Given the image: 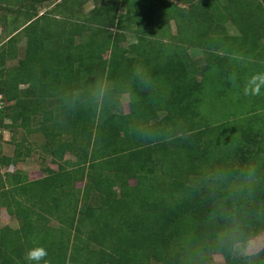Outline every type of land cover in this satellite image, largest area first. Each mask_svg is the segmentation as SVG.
<instances>
[{"label":"trees","instance_id":"16d2710c","mask_svg":"<svg viewBox=\"0 0 264 264\" xmlns=\"http://www.w3.org/2000/svg\"><path fill=\"white\" fill-rule=\"evenodd\" d=\"M42 1L0 0V18L10 11L24 21L8 42L21 30L27 34L16 66L5 64L6 54L15 52H0L7 103L0 125L43 133L42 149L58 167H44L38 179L0 171V264H28L26 252L39 247L48 253L39 264H216L214 253L224 264H264V249L239 256L231 241L217 243L229 216L239 225L236 244L264 231V183L253 199H236L205 181L217 167L248 162L264 173V118L224 124L221 134L199 109L213 77L231 87L240 80L242 96L254 95V109L264 108V81L254 94L243 91L238 64L264 61V0H103L81 22L67 0L55 5L54 16L37 14ZM119 2L125 12L117 11ZM226 15L238 32L217 35L213 23ZM172 19L179 37H151L154 23L163 28ZM133 24L137 40L122 47L123 31ZM114 25L121 31H111ZM190 46L204 50L205 63L191 57ZM136 68L147 70L152 90L136 83ZM97 81L109 88L108 99L85 102ZM121 94L129 96L128 111ZM136 121L154 130L152 140L131 134ZM19 156L0 162L16 164ZM2 208L19 227L1 225Z\"/></svg>","mask_w":264,"mask_h":264},{"label":"rangeland","instance_id":"374dc122","mask_svg":"<svg viewBox=\"0 0 264 264\" xmlns=\"http://www.w3.org/2000/svg\"><path fill=\"white\" fill-rule=\"evenodd\" d=\"M63 0H46L38 3L37 5V14H42L43 12H50L51 15H56L57 12H53L52 9L55 5ZM106 1V0H105ZM110 1V0H109ZM103 0H67V5L71 9V12H74L75 18L74 21L81 22L83 21V17L89 15V13L94 9L95 6L103 3ZM15 4V3H14ZM180 7L183 9H189V4L178 2ZM15 6V5H14ZM118 12H125V4L122 2L118 3L117 7ZM1 12V9H0ZM6 17L0 18V52L3 49L12 50L15 52L14 56H10L6 54L5 56V64L7 67L16 66L19 62V59L22 58L25 54V48L27 44V34L26 31L21 30L14 36V39L11 42H8V38L11 35H14L15 29L22 28L24 25L23 18L16 19L15 16L7 11ZM158 15H155L157 19ZM77 18V19H76ZM216 21L213 23L214 27L217 28V35L220 34H236L238 32L237 27L231 20L229 15H226L223 18H216ZM153 31L156 33L151 36L155 38L156 35H163L162 39L164 41H169L170 37H179L180 30L179 24L174 19L170 20L168 26H163V28L157 27V24L154 23ZM136 25L133 24L129 29H125L123 33L126 35L121 42L122 47L128 46L130 43L135 42L137 40V33L135 32ZM157 29V30H156ZM113 32H119L121 30L118 29L116 25L110 28ZM164 31V34L162 33ZM80 37H86L85 33ZM157 37V36H156ZM173 42L177 39H173ZM189 53L193 59L196 60L198 64L205 63L204 50L202 48L192 47L189 48ZM109 53L106 54L108 56ZM253 59H238L239 67H241L244 77L245 84L243 83L244 89L253 90V94L255 91L259 90V86L261 82L264 81V61L254 62ZM201 78V76L199 77ZM231 81V75L228 80ZM235 87H231V85L226 86V82L224 80L216 79L215 77L208 80L203 93H202V102L200 104L201 116L205 124L209 126V128L213 129L214 132H220L222 134L223 125H243L246 122V119L254 118L261 120V117L264 118V108L261 106L259 108L254 109L253 96H242L241 90H239V83L241 81L234 80ZM21 87H25V85H21ZM261 90V89H260ZM123 108L125 111L129 110V96L127 94H121L120 96ZM7 103L3 101V95L0 92V108H3ZM4 121L6 123L10 122L9 118H5ZM37 118H32L31 127L37 126ZM262 121V120H261ZM262 124V123H260ZM206 125V126H207ZM256 125V124H254ZM258 125V124H257ZM44 143V135L40 131L33 130L28 133L27 129L22 126H13L10 129H7L0 125V160L4 155L15 157L17 153L20 154L17 157L16 164H2L0 162V171L2 175H6V173L14 172V171H22L26 173L30 179H38L44 176L43 168L50 166L54 169L58 167L57 163L53 162L51 157L44 152L42 149V144ZM71 154H67L66 158H72ZM131 183H135L134 179H131ZM84 185L83 182L79 181L78 186L82 187ZM52 224L56 225V221L52 220ZM1 225H8L10 227L17 228L20 225V222L15 218L10 216L5 208L1 209ZM255 238V243L257 244V248L253 250H245L244 242L236 244L235 252L237 255H251L258 253L262 249H264V231L259 233ZM214 261L216 264H224V257L221 253L213 254Z\"/></svg>","mask_w":264,"mask_h":264},{"label":"clouds","instance_id":"9594fccd","mask_svg":"<svg viewBox=\"0 0 264 264\" xmlns=\"http://www.w3.org/2000/svg\"><path fill=\"white\" fill-rule=\"evenodd\" d=\"M133 78L136 83L144 89H153L152 78L144 68H136L133 70ZM110 95L109 88L102 82L97 81L90 87L85 102L90 104H99ZM131 134L141 138L145 141H150L154 137V130L140 122L136 121L130 125ZM205 181L213 189L227 188L229 189V195L236 199H253L264 183V173H262L260 167L255 162H248L243 164L238 169H233L227 166L217 167L211 170L206 176ZM231 221V225L220 233L217 237V243L224 244L231 241L233 244V250H237L235 245L237 242L239 225L236 223L233 217H227ZM245 250H253L257 248L255 238H249L244 242ZM48 255L47 251L43 247L29 249L25 254V260L28 264L32 261H39ZM44 264H48L45 260Z\"/></svg>","mask_w":264,"mask_h":264}]
</instances>
